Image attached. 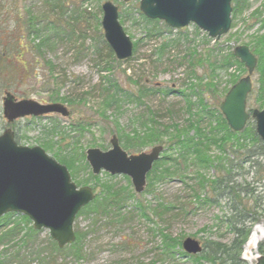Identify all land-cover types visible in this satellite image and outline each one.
I'll return each mask as SVG.
<instances>
[{
    "label": "rangeland",
    "instance_id": "374dc122",
    "mask_svg": "<svg viewBox=\"0 0 264 264\" xmlns=\"http://www.w3.org/2000/svg\"><path fill=\"white\" fill-rule=\"evenodd\" d=\"M104 1L114 3L119 23L137 45L131 58L124 62L110 54L103 35L100 22ZM139 3V0H0V66L6 64L0 72V133L11 126L20 145H38L59 161L58 147L79 140L78 148L83 154L87 148L105 151L110 147L111 136L118 137L117 129L138 130L140 123L150 116L157 125L181 127L190 118L187 104L197 105L201 98L207 107L199 125L206 127V131L211 129L219 120L217 111L225 89L230 87L229 75L237 69L235 65L227 70L218 69L215 64L237 45L253 48L254 36L264 32V0L232 1L230 31L219 39L208 37L193 23L174 29L158 19L151 20L140 12ZM31 17L35 18V33L27 28ZM244 68L239 69L240 77L247 73ZM256 68L246 99L248 111L261 109L260 101L264 99L259 90L261 74ZM5 92L12 93L16 100L63 103L70 115L22 117L8 124L2 115ZM113 94L118 102L106 104ZM194 105L192 110L196 112L200 108ZM79 123L84 126L80 132L75 129ZM195 134L192 130L183 138ZM227 143L223 145L224 151L209 146L213 159L210 166H197L179 158L178 171L165 174L152 184L147 177V185L140 194L123 174L101 171L98 180L92 179L91 168L86 164V170H80L76 179L72 178L77 185L90 186L96 197L103 198L104 183L112 184L125 197L106 211L90 209L75 217L73 226L82 240L80 257L71 251H55L56 242L49 230L33 229L35 233L29 238L32 221H23L21 218L25 216L14 212L0 227L2 235L18 224L14 242L0 243V259L19 251L33 260L30 247L36 246L56 264H195L193 256L205 254L211 251V246L220 244V248L227 250L220 252L215 262L204 260L200 264H220V261L230 264L223 260L237 256L245 231L257 228L264 239V154L248 158L244 149H234ZM162 144L159 159L182 151L177 145L170 148L167 143ZM152 145L141 150L147 151ZM217 177L223 180L219 185L213 183ZM228 181L242 190L236 198L227 193ZM241 210L246 211L243 217ZM233 218L237 219L235 227L229 225ZM163 233L180 243L170 254L161 247ZM186 237L202 245L198 254L183 250L181 242ZM17 239L20 246H14ZM21 239L28 242L26 246ZM246 253L250 251L246 249Z\"/></svg>",
    "mask_w": 264,
    "mask_h": 264
},
{
    "label": "water",
    "instance_id": "95a60500",
    "mask_svg": "<svg viewBox=\"0 0 264 264\" xmlns=\"http://www.w3.org/2000/svg\"><path fill=\"white\" fill-rule=\"evenodd\" d=\"M129 1V0H124ZM139 10L149 19H159L173 28H182L193 22L208 36L219 39L228 33L231 25L232 0H139ZM100 25L105 40L121 62L132 56V40L118 21L117 7L104 1ZM234 56L243 62L247 75L239 79L225 93L219 103L227 125L232 131H241L252 118L255 133L264 144V109L247 111L246 98L252 88L251 75L257 64L253 52L246 45H237ZM3 97L2 114L10 123L20 117L41 116L56 112L69 116L62 103H38L32 99L16 100L10 92ZM107 151L87 148L85 160L94 175L103 171L131 179L134 191L141 193L146 187V176L159 159L163 145H154L148 151L128 153L115 135L109 140ZM95 198L90 186H76L68 168L49 156L44 148L19 145L13 130L0 133V218L6 213H21L32 221L36 230H49L50 237L62 248L75 241V217ZM186 253L198 254L202 246L190 237L181 243ZM254 264H264V255Z\"/></svg>",
    "mask_w": 264,
    "mask_h": 264
},
{
    "label": "trees",
    "instance_id": "16d2710c",
    "mask_svg": "<svg viewBox=\"0 0 264 264\" xmlns=\"http://www.w3.org/2000/svg\"><path fill=\"white\" fill-rule=\"evenodd\" d=\"M234 1V0H233ZM35 18L31 17L29 18V21L27 23V28L32 32H36V28H33V26H36L35 23ZM262 25H264V20L262 22ZM253 48L250 49L254 52V54L257 56L258 64H257V70L260 72V87L259 90L261 93H264V32L262 34L254 36L253 38ZM44 44V42L42 43ZM46 44H49L46 42ZM134 48L137 46L136 43L133 44ZM42 46V45H41ZM39 46V47H41ZM110 47V46H109ZM110 54H112L111 48H109ZM1 55H0V61H1ZM216 62V61H215ZM216 68L218 69H228L232 67L233 65L236 66V70L232 74L229 75L228 83H230V86L236 82L240 76H239V69L243 68L245 69L243 64H241L240 61H238L234 55L233 52L228 53V55L223 56L220 61L217 60L216 62ZM6 68V64H3L0 66V72H2ZM212 84V83H210ZM214 86V84H212ZM112 86L114 83H112ZM229 88L225 89V93L228 91ZM117 92V91H115ZM117 96L116 94L108 96L107 103L109 104V101L113 103H117L118 99H116ZM263 96V94H262ZM65 99V98H64ZM66 100V99H65ZM70 101V100H66ZM73 102V101H70ZM260 107H264V99L260 101ZM194 105L193 103H188L186 112L190 116L189 120L185 125H182L181 127L178 124H171L170 127L163 126L162 124H158L155 121V119L152 118V116L149 117L148 121H142L140 123V128L133 129L131 131H124L121 129H117L118 133V139H120V142L123 146V148L127 152H139L143 147L150 146L151 144H162V143H167L168 147H173L174 145L180 147L182 149L181 153L176 154L175 156L170 155V156H164L161 159L157 160L150 173L148 174V179L149 183L152 184L153 181H159L161 180L165 174H172L173 172L178 171V166H179V158L183 160V162H190L192 164H195L197 166H210L211 163L213 162L212 156L210 155V148L209 146H217V148H220L221 151L223 150V145L225 144L226 141H228L231 147L234 149H244V155H247V157L251 156H257L264 154V145L261 142L259 136L255 133V125L254 122L250 119L247 121L245 128L242 131H235L233 132L229 126H227L225 118L223 115H221L220 111H217V114L219 116V120L213 124L212 128L209 130H205L204 128L206 127H201L199 123L201 122V114L204 109H206L207 106H204L203 99H199L197 102V105L200 109L198 111H193L192 108ZM188 116V117H189ZM139 119V117H138ZM140 120V119H139ZM211 125L209 124L207 127H210ZM75 129L80 132L81 130L84 129V126L82 124H77ZM194 130L196 132L194 137H188L189 139L183 138L184 135L188 136L190 132ZM17 143L18 140L16 139ZM79 140H75L74 142L65 145L64 148H60L59 152L61 153L60 159L57 157V159L64 165H67L70 175L72 178L77 177V174L80 170L84 169L86 170L87 168V163L84 161V156L83 151H79L80 149L78 148V143ZM252 142L250 145H247L246 142ZM80 161H83L81 163ZM81 163V164H80ZM171 163V165H167ZM174 164V165H173ZM167 165V166H166ZM220 166V164H218ZM173 167V168H172ZM92 179L98 180L99 176L92 175L91 173L89 174ZM107 175V174H106ZM215 184L219 185L220 183L223 182L222 178L217 177L215 178ZM80 183H85L86 181H79ZM224 187V186H223ZM240 187L232 186L230 185V181H228V185L226 187V190L228 194H233L234 197L238 196L242 190H240ZM243 190L245 188H242ZM103 193H106L104 197H96L93 201L89 202L88 205L84 206L79 212L78 215L81 212H88L90 209H95V211H99L96 209L102 208L104 211H106L108 208H110V205L114 203H118L122 201L125 197L123 195L122 190H118L116 186L112 184H107L104 183L103 186ZM232 195V196H233ZM235 205L232 207L234 208ZM101 209V210H102ZM246 211L241 210L240 217L245 216ZM77 215V216H78ZM11 216L10 214L4 215L2 218H0V227H2V222L4 219L7 217ZM76 216V217H77ZM23 221H28V218L25 216L21 218ZM237 223V219L233 218L229 220V225L231 227H235ZM8 227L10 224H7ZM18 224H15L14 227L7 228L2 235H0V243H4V240L6 241H12L15 240V234L17 231H15L16 227ZM31 233L29 232L27 235L29 238L35 233V231L32 229ZM245 235L241 238L240 240V245L238 247L237 251V256L233 258V255L230 257H225L223 262L228 261L230 264H245L244 261L240 260L239 258V251H240V246L242 240L246 237L247 231H245ZM163 236V242L161 247H163L164 251L166 254L171 253V249L175 248L176 245H179L180 243L178 242V239H173L171 236L168 234H162ZM81 233L75 230V241L63 248H57V244H55L54 249L57 252H66V251H71L73 254H75V257H80V254L82 253L81 250ZM21 242L23 243V246H26L28 242L24 241L21 239ZM15 245H21L19 243V240L17 239L15 241ZM217 246H211L210 250L207 253H203L202 255L198 256H193L195 264H200L204 260H211L213 262L216 261L217 256L220 257L219 253H224L226 247L220 248V244H216ZM26 248V247H25ZM30 255L33 257V260H29L26 256L20 255L19 251H16V253L11 256V257H5V259H0V264H31V262L36 261L39 264H56L54 260L48 256L45 257L43 255V252L40 251L36 246L30 247ZM231 248V247H230ZM227 250V249H226ZM260 253H264V243L261 244L259 247ZM227 254V253H226ZM220 264H223L220 261Z\"/></svg>",
    "mask_w": 264,
    "mask_h": 264
},
{
    "label": "bare ground",
    "instance_id": "6f19581e",
    "mask_svg": "<svg viewBox=\"0 0 264 264\" xmlns=\"http://www.w3.org/2000/svg\"><path fill=\"white\" fill-rule=\"evenodd\" d=\"M256 67V66H255ZM255 69V68H254ZM254 72V71H253ZM263 236V232L255 229L247 242V248L249 251L255 248L260 238Z\"/></svg>",
    "mask_w": 264,
    "mask_h": 264
}]
</instances>
